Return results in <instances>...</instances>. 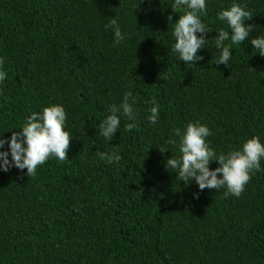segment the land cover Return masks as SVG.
Segmentation results:
<instances>
[{"label": "trees", "instance_id": "1", "mask_svg": "<svg viewBox=\"0 0 264 264\" xmlns=\"http://www.w3.org/2000/svg\"><path fill=\"white\" fill-rule=\"evenodd\" d=\"M173 2L0 0V138L55 104L72 135L68 159L50 157L35 176L0 170V264H264V158L238 198L200 191L166 168L180 155L174 129L188 123L208 127L217 155L253 136L264 144V56L250 43L264 36V0H206L200 19L210 31L193 65L172 51L182 14ZM233 3L252 13L253 31L216 65L215 35L230 31L217 13ZM113 18L119 44L105 29ZM127 91L135 120L117 113L109 141L99 124ZM99 152L121 159L110 164Z\"/></svg>", "mask_w": 264, "mask_h": 264}, {"label": "clouds", "instance_id": "2", "mask_svg": "<svg viewBox=\"0 0 264 264\" xmlns=\"http://www.w3.org/2000/svg\"><path fill=\"white\" fill-rule=\"evenodd\" d=\"M173 13L181 12L173 24L172 35L175 43L172 51L178 54L180 61L185 64H194L202 59L198 51L205 46L209 33L208 27L201 21L200 17L206 14V0H174L171 5ZM252 13L243 7L233 3L228 9L217 13V19L226 23L230 31L223 28L215 35V47L220 50V56L216 65H227L231 58L230 50L233 45H238L248 39L253 25L245 24L251 20ZM170 22L172 16L167 18ZM112 29L114 42L119 44L125 37L115 18L105 25V29ZM228 42V43H225ZM253 48L258 50L259 55L264 56V36H257L250 40ZM4 59L0 58V66ZM6 77L4 71H0V81ZM136 100L132 93H124L119 106H110L111 114L99 124V132L105 139L111 141L114 133L120 126V119L117 113H122L129 120H135L134 105ZM149 109L147 117L150 123L155 124L159 116V106L155 100ZM66 112L58 104L44 107L41 112H33L27 117L20 131H12L9 139L0 138V149L7 143L8 151H0V170L7 172L15 167L20 170L26 169L27 176H35L36 169L43 165L50 157L59 161L67 158L71 146L72 135L65 131ZM135 123H127L126 131L136 128ZM178 137L179 157L168 158L166 168L173 170L176 177L184 184L195 182L200 191L205 189H224V196L239 197L249 180L251 173L260 170V161L264 158V144L258 137L253 136L245 140L238 149L230 150L226 154L217 155L206 142V137L212 133L205 125L188 123L182 131L174 129ZM161 153L168 151L166 148L159 149ZM11 156V160L8 156ZM99 157L108 163H119L121 156L117 152H99ZM212 161L218 163V167L210 169ZM219 174V175H218Z\"/></svg>", "mask_w": 264, "mask_h": 264}]
</instances>
